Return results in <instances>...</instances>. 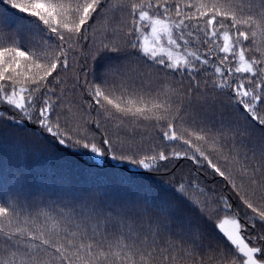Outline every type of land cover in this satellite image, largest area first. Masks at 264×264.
Segmentation results:
<instances>
[{"label":"snow or ice","instance_id":"6c2138e0","mask_svg":"<svg viewBox=\"0 0 264 264\" xmlns=\"http://www.w3.org/2000/svg\"><path fill=\"white\" fill-rule=\"evenodd\" d=\"M6 141L155 183L37 193L10 170L0 264H264V0H0Z\"/></svg>","mask_w":264,"mask_h":264},{"label":"trees","instance_id":"16d2710c","mask_svg":"<svg viewBox=\"0 0 264 264\" xmlns=\"http://www.w3.org/2000/svg\"><path fill=\"white\" fill-rule=\"evenodd\" d=\"M138 67H142V65H138ZM206 112L208 117L217 121L222 116H225L230 120L243 122V117L239 113H233L228 116V113L222 107L208 106ZM41 147L46 150L35 149L34 151L38 153L37 155H29L27 158L18 161L14 156V144L11 141L0 143V186H6L8 172L16 169L26 173L28 182L37 193H60L70 186L72 189L84 194L95 192L100 195L102 191L107 192L108 195L104 198L108 199L118 198V193L120 192L119 181L122 178L135 181L137 188L147 187L155 183L151 178L132 176L129 171L123 170V166L115 168L105 165L102 168H91L90 170L94 174L92 176L81 175L83 165L75 156L47 147L43 143ZM135 171V169L131 170V172ZM191 172V165L185 162L177 173V179L181 176L191 178ZM158 179L163 182L167 181L168 177H159ZM216 188L218 191L220 190L218 183ZM168 200L179 215H190L172 197H168ZM207 231L211 233L210 228Z\"/></svg>","mask_w":264,"mask_h":264}]
</instances>
